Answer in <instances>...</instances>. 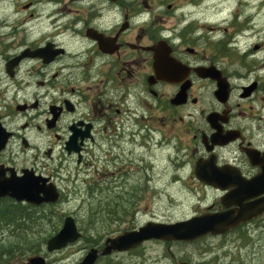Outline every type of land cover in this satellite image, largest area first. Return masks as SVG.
<instances>
[{
  "label": "flooded vegetation",
  "instance_id": "1",
  "mask_svg": "<svg viewBox=\"0 0 264 264\" xmlns=\"http://www.w3.org/2000/svg\"><path fill=\"white\" fill-rule=\"evenodd\" d=\"M219 3L208 20L198 0H0V171L47 179L60 194L20 208L55 213L65 172L88 198L135 202L151 188L154 148L172 144L185 152L177 182L198 189L194 216L239 210L232 192L264 169V30L252 34L249 16ZM263 235L264 212L189 243L190 262L237 264L231 248L246 260Z\"/></svg>",
  "mask_w": 264,
  "mask_h": 264
},
{
  "label": "rangeland",
  "instance_id": "2",
  "mask_svg": "<svg viewBox=\"0 0 264 264\" xmlns=\"http://www.w3.org/2000/svg\"><path fill=\"white\" fill-rule=\"evenodd\" d=\"M222 1L220 0L221 3L218 4L222 14L239 10L242 13L239 21L248 19L249 16L248 24L254 27L252 34L263 33L264 0ZM217 2L218 0H198V10L202 11L201 14L206 19L211 20L214 12L212 8ZM153 154V169L150 172L153 182L148 193L142 189L144 191L135 202H124L120 206L101 200L99 190L96 191V198H88L89 193L86 187L69 181L68 173L65 172L62 202L57 207L48 208L55 213L47 211L45 216L30 223L27 230L19 232L14 229L11 231L12 225H0V254L10 246L16 236H19L15 241L18 251L10 253L11 257L7 256V252L1 255L5 257H0V264H26L28 259L35 256L45 257L49 264H77L90 248H98L107 238L113 239L123 232L137 230L147 222L169 224L194 216L195 211H198V189L188 180H182V183L177 182L175 176L174 161L177 156L181 159L185 152L180 151L175 154L171 144L160 149L155 147ZM163 158L166 160L163 161ZM72 167V165L67 166V170ZM60 211L62 214L73 215L82 239L65 249L48 254L41 243L48 238V232L53 228L51 225L54 223L53 219ZM52 216V220H49ZM252 239L256 244L255 249L249 248L248 251H242L247 254L246 260L239 259L237 251L231 248V254H233L231 257L238 261L237 264H264V235L252 237ZM246 240L248 246H251L250 239L245 238ZM96 244H98L96 247H92ZM184 258L193 262L198 261V243L167 247L161 242L149 241L135 251L113 253L111 257L98 260L96 264H172Z\"/></svg>",
  "mask_w": 264,
  "mask_h": 264
},
{
  "label": "water",
  "instance_id": "3",
  "mask_svg": "<svg viewBox=\"0 0 264 264\" xmlns=\"http://www.w3.org/2000/svg\"><path fill=\"white\" fill-rule=\"evenodd\" d=\"M4 141V140H3ZM2 146H0V149ZM200 173L199 169H196ZM4 173L0 171V198H12L17 203L26 202L30 205L39 206L44 203H56L59 194L54 185L49 184L47 179H33L28 175L16 178L11 174L9 178L3 179ZM198 179H200L198 177ZM208 182L216 181V178H204ZM225 190L222 186H217ZM264 193V169L259 177L241 187H236L232 192L239 206L238 211H229L215 214L195 216L188 220L172 224L148 222L136 231L125 232L113 239H106L104 248L100 255H109L112 252L128 251L149 240H161L166 242H192L206 234L220 235L229 231L239 223L252 219L264 212V197L250 204V209H245L242 202L258 197ZM229 196L222 198L223 204ZM81 237L77 232L72 218L64 220L61 230L47 242V251L52 252L65 248L68 244L76 242ZM98 251L90 249L79 264H94L98 258ZM28 264H45L41 257L28 259ZM179 264H190L182 262Z\"/></svg>",
  "mask_w": 264,
  "mask_h": 264
},
{
  "label": "trees",
  "instance_id": "4",
  "mask_svg": "<svg viewBox=\"0 0 264 264\" xmlns=\"http://www.w3.org/2000/svg\"><path fill=\"white\" fill-rule=\"evenodd\" d=\"M37 219L29 217V215L26 213L23 214V210L17 204H13L10 201L0 203V225H3V224L4 225H10V224L12 225L13 224L14 228L18 229L16 232L27 230L28 225L30 223L31 224L34 223V221H36ZM17 237H19V236H16V238L13 241H11L10 246L7 249H4L5 251L0 254V257H1V255L6 254V252H7V256L11 257L10 253H12L15 250L18 251V247H17L16 242H15V241H17ZM44 241L45 240H43V242ZM0 248H1V244H0ZM3 257H5V256H2L1 258H3Z\"/></svg>",
  "mask_w": 264,
  "mask_h": 264
},
{
  "label": "bare ground",
  "instance_id": "5",
  "mask_svg": "<svg viewBox=\"0 0 264 264\" xmlns=\"http://www.w3.org/2000/svg\"><path fill=\"white\" fill-rule=\"evenodd\" d=\"M138 166H139V165H138ZM127 170H128V169H127ZM10 225H11V224H10ZM8 228H9V227H8ZM61 228H62V227H60L59 231L61 230ZM13 229H14L15 231L18 230L17 228H14V227H13ZM59 231H58V232H59ZM58 232H57V233H58ZM57 233H56V234H57ZM56 234H54V235H49V234H48V238L44 239L45 241L41 244V245H44V246H45V251H46L48 254L53 253V252H48V251H47V242H48V240H50L52 237H54ZM44 259L47 261V259H46L45 257H44Z\"/></svg>",
  "mask_w": 264,
  "mask_h": 264
}]
</instances>
